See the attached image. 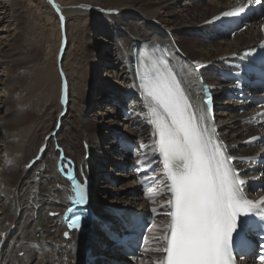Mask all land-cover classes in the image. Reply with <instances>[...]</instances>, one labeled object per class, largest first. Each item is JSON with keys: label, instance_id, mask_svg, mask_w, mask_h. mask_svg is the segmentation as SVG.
<instances>
[{"label": "bare ground", "instance_id": "bare-ground-1", "mask_svg": "<svg viewBox=\"0 0 264 264\" xmlns=\"http://www.w3.org/2000/svg\"><path fill=\"white\" fill-rule=\"evenodd\" d=\"M47 1L57 13L61 33L64 32L66 40L61 42L57 51V76L50 67L40 68L37 71L38 78L33 80L39 85L36 89L33 81L28 85V78L19 74L20 70L26 71V66L36 64L40 57V51H36V47L29 51L28 25L21 21L23 13L20 12V0H0V31L6 33L0 36V264H83L82 252L88 245V238L74 235L73 239H79L77 245L71 244L72 239L64 247L61 229L56 225L57 219L49 217L51 208L64 204L66 197L63 188L67 182L61 180L55 171L54 161L58 153L55 149L51 150L48 143L57 130L56 135L67 148L68 154L80 164L87 154L83 145L86 140L91 148L90 168L95 169V175L100 172L111 174L109 171H112L111 167L116 161L111 152L117 147L115 141L107 136L113 132L117 123H122L118 122L120 115L116 108L105 109L102 104L111 101L112 92L118 89L136 91L126 61L127 50L132 43L143 37L149 38L154 29L165 36L164 40L170 35V42L183 49L188 57L217 61L224 54L235 51L246 43H253L260 37L257 35L258 31L252 29L243 31L231 41L206 42L193 35L196 31L206 30L208 26H202L203 23L220 13L231 0H208L200 9L191 0H111V4L105 7L97 6L102 5L97 1L93 5L82 1ZM81 16H87L91 21L87 26L84 24L83 28L78 27L74 31L77 44L74 62L69 66L74 69L71 77L64 67L67 66L66 61L63 62L71 41L72 31L69 30L68 19H78ZM114 24L117 25L116 31L120 37L114 35ZM124 31L127 34L123 35ZM93 33H96V42L103 38L108 41L111 52L106 49L107 43H94L90 40ZM23 39L26 40L22 41ZM95 52H98L100 60L96 57L94 61ZM97 64L106 68L107 72L101 74L97 71ZM113 68L114 75L110 76L108 73H112ZM207 74L211 81H217L218 77L214 73L208 70ZM92 89L95 93L91 98ZM56 90V98H50ZM65 94L67 98H63ZM40 95L44 97L40 98ZM34 97L39 104H47L49 101L54 103V99L57 100L55 114L49 116H54L55 119L51 118L49 122L46 120L43 123L37 120L31 124L39 106ZM89 107L94 110L87 115ZM96 108L99 111L95 112ZM219 112V125L227 140L240 143L250 136H243L245 128L239 126L242 115ZM58 124L61 129H57ZM78 133H81V149L76 144L78 140L75 134ZM134 133L139 140H145L151 135V130L137 126ZM106 165L109 167L106 168ZM115 175L117 174L114 177ZM132 178V173L119 178L121 182L113 188L104 179L98 181L97 187L94 176L92 196L96 208L103 211L107 208L104 205L109 203L126 207L136 205L139 201L136 195L128 192V187L134 181ZM106 188L114 192L115 196H102L100 190ZM155 192L158 195L162 193L161 190H152L150 194L155 195ZM145 204L146 202H141L139 206ZM159 204L148 203L152 207ZM163 223L159 221L155 224L153 236L160 233ZM100 234L102 235L101 232ZM26 242H31L36 247L27 245ZM71 247L73 251L69 252ZM94 248L97 250L98 245ZM149 248L157 251L159 245L153 244ZM20 251H25V254L20 256Z\"/></svg>", "mask_w": 264, "mask_h": 264}, {"label": "snow or ice", "instance_id": "snow-or-ice-1", "mask_svg": "<svg viewBox=\"0 0 264 264\" xmlns=\"http://www.w3.org/2000/svg\"><path fill=\"white\" fill-rule=\"evenodd\" d=\"M254 2L259 4L261 0ZM244 11L241 7L210 23ZM201 67L196 65L197 69ZM138 78L142 98H148L154 105L150 109L156 116L152 121L153 153L158 154L159 164L170 180L167 187L171 193L168 201L171 225L170 235L165 238L166 257L162 264H235L233 246L246 241L254 223L249 213L264 205V198L259 202L245 199L242 186L247 182L231 166L234 158L222 150L224 146L215 137V128L203 127V122L210 119L211 95L205 88L207 114L201 111L197 117L180 83L170 72L161 71L150 77L138 74ZM61 157L63 164L62 152ZM156 162L150 159V164ZM67 176L72 179L75 191L72 203L83 206L87 179L81 185L75 182L72 172ZM68 212L69 228L78 229L82 213L77 214L72 208ZM256 215L264 228V212L257 211ZM138 223L139 214L121 217L125 231L134 230ZM64 235L68 238L69 234ZM116 239L119 243L121 238L116 236Z\"/></svg>", "mask_w": 264, "mask_h": 264}, {"label": "rangeland", "instance_id": "rangeland-1", "mask_svg": "<svg viewBox=\"0 0 264 264\" xmlns=\"http://www.w3.org/2000/svg\"><path fill=\"white\" fill-rule=\"evenodd\" d=\"M59 1L61 3H62V1L64 3H75V2H78V1H82V2H85L84 4H87V5H93L94 3H96L95 1H97L98 3L102 4V5L97 4V6H103V7H105V5H110L111 4L110 3L111 0H59ZM135 1L138 2V0H135ZM20 5H21L20 12L23 13V18H21V21H23L24 24L28 25V34L27 35L29 37V39H28L29 40V45H30V50L29 51H33L35 47H36L35 48L36 51H40V57H39L38 62L36 64H31V66H26L27 67L26 71H25V69L19 71L20 76H23V78H25V77L28 78L27 83L29 85L31 83V81H33L35 78H38L37 71H39L40 68H43L45 66H47V68L50 67L51 69H53V73L56 72V76H57V74H58L57 73V68L58 67H56L57 55H58L57 51H59V47L61 45V42L63 40H66V38H65L66 36L64 35V32L61 33V29H60V26H59V21H58V18L56 17L57 13H56L55 9L51 5H49V2L47 0H20ZM201 5L198 6L199 8L198 7H196V8L200 9ZM81 17H79L78 19H74V18H69L68 19L69 20V24H70V26H69L70 29L69 30L72 31V32H70L71 33V38H70L71 41H70L69 48L67 49L68 53L66 54L63 62L66 61L67 66H64V67L67 68V71H69V73L71 74L70 75L71 77H72V75L74 73V69L73 68L72 69L69 68V66L72 65V63L74 62V57H75V53H76L74 49L76 47L75 45L77 44V39L73 35L74 31L77 30L78 27H82L83 28L84 24L87 26L88 23L91 21V20H88L87 16H81ZM1 27H2V25L0 26V28ZM0 30H2V28ZM5 34H6L5 32L0 31V36H4ZM95 39H96V33L95 34L93 33V36H92V38L90 40H92L94 43H102L103 42L101 40H98L96 42ZM25 40L26 39H23L22 41H25ZM99 49H101V48H98V50ZM95 58L97 60H100L98 52L94 53V61H95ZM55 59H56V62H55ZM96 67H98L97 71H99L101 74L107 72L106 68H104V67L101 68L98 64H97ZM27 69H28V72H27ZM111 70H112V73H108L110 76L114 75L113 73L115 71L114 68L111 69ZM26 72H27V74H26ZM75 82H78V81L75 80ZM27 83L25 85V88L27 86ZM49 83H51V82H49ZM33 85L35 86L36 89L39 87V85H38V83L36 81H33ZM91 86H93V84ZM91 86H89V87L91 88ZM54 87L55 86H52V88H54ZM48 90H49V93H50L51 86L48 88ZM57 90H56L57 93L55 92L54 95L52 93L50 95V98L51 97H55L56 98V94H58ZM42 92H46V91L42 90ZM36 93L39 94L38 91H36ZM49 93H48V95H49ZM90 93H91V98H92L93 94H94V90L92 89ZM37 96L38 95H36V97ZM36 97H34V101L39 106H38V108L35 111L36 112L35 119L33 121H31V124H33L37 120L38 121L41 120V122L43 123L44 121L47 122L46 120H48V122H49L50 120H52L51 118L55 119L54 116L53 117L52 116L49 117V116H50V114L51 115L55 114L56 110H54V109L56 107L57 100L54 99V101H55L54 103H52L51 101L48 100L49 104L48 103L45 104L44 102L39 104ZM39 97L42 98V97H44V95H40ZM102 105H104V108L106 109L105 103H103ZM92 110H94V108L93 107H89L87 109V111H86V114L87 115L90 114L92 112ZM97 111H99L98 108L95 109V112H97ZM45 112H48V113L46 114ZM53 121L55 122V120H53ZM58 128H59V124L57 126V129ZM17 133H15V134H17ZM75 135H77L75 137L77 138L78 141H77V143L76 142H74V143H76L77 147L81 149V146H82V139H80L81 133H78V134H75ZM51 148H52V145L50 144V149ZM51 150H53V149H51ZM1 155H2V150H1V147H0V156ZM110 186L114 188L116 185H111L110 184ZM105 191H106L104 193L105 195L112 194L111 190L108 191L107 188L105 189ZM109 199H111V198H109Z\"/></svg>", "mask_w": 264, "mask_h": 264}]
</instances>
